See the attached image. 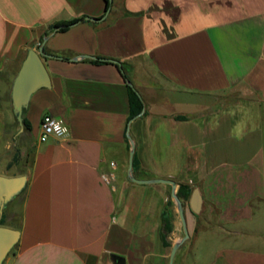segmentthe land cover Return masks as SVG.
<instances>
[{
  "label": "crops",
  "instance_id": "0c3cea01",
  "mask_svg": "<svg viewBox=\"0 0 264 264\" xmlns=\"http://www.w3.org/2000/svg\"><path fill=\"white\" fill-rule=\"evenodd\" d=\"M106 8V0H0V119L12 112L28 50L44 41L52 79L26 114L34 151L21 238L4 264H116L114 256L170 264L185 237L178 206H169L172 186L131 180L128 129L136 178L202 193L203 212L184 209L190 238L174 264H264L256 221L264 209V0H113L100 20ZM130 86L145 110L129 123ZM232 91L243 95L216 100ZM46 114L67 122L66 139L40 142ZM111 162L115 189L103 179ZM168 208L171 246L162 239Z\"/></svg>",
  "mask_w": 264,
  "mask_h": 264
},
{
  "label": "water",
  "instance_id": "95a60500",
  "mask_svg": "<svg viewBox=\"0 0 264 264\" xmlns=\"http://www.w3.org/2000/svg\"><path fill=\"white\" fill-rule=\"evenodd\" d=\"M113 5V0H110V7L106 11V15L100 19H105ZM93 20V19H91ZM64 27V26H62ZM61 27H56L58 31ZM46 41L38 49H29L22 66L16 75L11 89L12 113L15 122L21 127L20 132H23L24 117L26 116L30 102L33 96L40 90L51 89L52 79L45 65L44 59L50 57L45 51ZM78 59V58H77ZM76 59V60H77ZM134 121V120H133ZM132 122V121H131ZM128 138L132 148L129 158V173L133 182L138 184H167L172 186V198L177 202L179 215L183 224L185 237L174 245L170 264H174L175 257L179 246L190 238L187 220L184 212V205L177 195L178 183L171 179H151L141 180L134 176V158H135V143L128 129ZM28 176L21 175L16 177H8L0 175V215L4 214L5 209L17 197H19L27 188ZM204 199L199 188H195L191 198L190 207L195 214H200L203 210ZM21 238V231L18 229L0 225V264H4L10 253L18 245ZM116 264H126L124 257L114 256Z\"/></svg>",
  "mask_w": 264,
  "mask_h": 264
},
{
  "label": "rangeland",
  "instance_id": "374dc122",
  "mask_svg": "<svg viewBox=\"0 0 264 264\" xmlns=\"http://www.w3.org/2000/svg\"><path fill=\"white\" fill-rule=\"evenodd\" d=\"M242 95H243L242 91H232L218 95L216 100L220 101L221 103L228 101H237ZM9 112H11V110ZM33 144L34 143L30 135L23 134L20 132L12 115V112L9 114V118L1 117L0 171L6 172L10 175H20L22 173L23 174L28 173L31 167L32 153L34 151ZM116 181L114 182L115 187H116L115 184ZM173 203L178 206L177 202L174 199H173ZM183 205H184V209L186 207L187 209H191L189 205V200H185L183 202ZM22 206H23V196H20L19 198L14 200V202H12V204L9 206V210H8L9 219L7 221L8 225L16 226L22 222ZM262 209L263 207H260L259 211H257L259 215L256 221H259L258 222L259 224L264 225V209L263 210ZM177 216H179V211ZM179 228L180 231L178 235L180 236L183 235L184 233L182 221H180ZM187 245H185L184 247H187ZM12 253L13 252H11L9 256H11Z\"/></svg>",
  "mask_w": 264,
  "mask_h": 264
},
{
  "label": "trees",
  "instance_id": "16d2710c",
  "mask_svg": "<svg viewBox=\"0 0 264 264\" xmlns=\"http://www.w3.org/2000/svg\"><path fill=\"white\" fill-rule=\"evenodd\" d=\"M107 2V10L110 7V0H106ZM80 20H74L65 24H56L50 27V32L55 31L56 27H61L59 30L60 31H66L69 27H71L72 25L78 23ZM64 26V27H62ZM107 60H103V59H98L96 62L98 63H102V62H106ZM129 96H130V109H131V113H130V117L128 122L130 123L133 120H136L138 118H140L145 110V105H144V101L141 97V95L139 94V92L133 87L130 86L129 87ZM178 120H188V117L186 116H179L177 117ZM17 127L19 128V130H21V127L16 123ZM31 123L29 122V120L26 118V116L24 117V124H23V134H30L31 133ZM134 165H136V158H134ZM20 175H24L23 173ZM13 176H18V175H13ZM193 193V189L188 186V185H184L181 184L180 188H179V192H178V197L184 202L185 200H190L191 195ZM12 203H10L8 205V207L5 209L4 214L1 216L0 215V225L1 226H10L8 225L7 221L9 219V215H8V210H9V206ZM173 201H170L169 206H173ZM21 223H19L16 226H12L17 228L18 230L21 228ZM174 231V215L172 213V211L168 208V210H166V212H164L163 215V234H162V239L164 242L165 246H171L170 242L167 240L168 236Z\"/></svg>",
  "mask_w": 264,
  "mask_h": 264
},
{
  "label": "built area",
  "instance_id": "2783aa9c",
  "mask_svg": "<svg viewBox=\"0 0 264 264\" xmlns=\"http://www.w3.org/2000/svg\"><path fill=\"white\" fill-rule=\"evenodd\" d=\"M69 132V126L64 119L55 117L51 114H46L42 119L39 140L42 143L48 141L52 137L63 140L67 138ZM110 165L111 171L104 173L103 179L107 184L111 185L115 189L114 182L117 179V164L115 162H111Z\"/></svg>",
  "mask_w": 264,
  "mask_h": 264
}]
</instances>
